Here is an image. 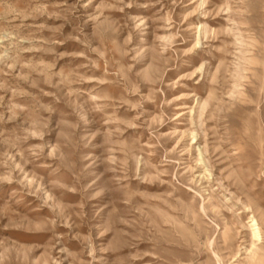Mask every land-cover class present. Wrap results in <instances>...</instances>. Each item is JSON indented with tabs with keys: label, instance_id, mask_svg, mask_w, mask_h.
Returning <instances> with one entry per match:
<instances>
[{
	"label": "rangeland",
	"instance_id": "obj_1",
	"mask_svg": "<svg viewBox=\"0 0 264 264\" xmlns=\"http://www.w3.org/2000/svg\"><path fill=\"white\" fill-rule=\"evenodd\" d=\"M0 264H264V0H0Z\"/></svg>",
	"mask_w": 264,
	"mask_h": 264
},
{
	"label": "bare ground",
	"instance_id": "obj_2",
	"mask_svg": "<svg viewBox=\"0 0 264 264\" xmlns=\"http://www.w3.org/2000/svg\"><path fill=\"white\" fill-rule=\"evenodd\" d=\"M254 236H256V235H254Z\"/></svg>",
	"mask_w": 264,
	"mask_h": 264
}]
</instances>
